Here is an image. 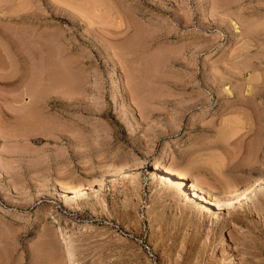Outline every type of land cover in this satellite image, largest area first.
Segmentation results:
<instances>
[{"label": "rangeland", "instance_id": "1", "mask_svg": "<svg viewBox=\"0 0 264 264\" xmlns=\"http://www.w3.org/2000/svg\"><path fill=\"white\" fill-rule=\"evenodd\" d=\"M0 264H264V0H0Z\"/></svg>", "mask_w": 264, "mask_h": 264}, {"label": "bare ground", "instance_id": "2", "mask_svg": "<svg viewBox=\"0 0 264 264\" xmlns=\"http://www.w3.org/2000/svg\"><path fill=\"white\" fill-rule=\"evenodd\" d=\"M13 1V0H10ZM22 2V1H21ZM19 11V10H18ZM50 71V70H49ZM53 75V74H52ZM54 80V79H53ZM156 169H160L163 173H164V177L169 180L170 182H172L173 184H177L180 185L182 187V189L187 190V192L189 193V196H191L192 198H199L201 200H204L205 202L211 204V205H215L217 207H219V205L215 202L213 197L208 196L207 194H205L204 192H202L201 190H199L194 184L188 185V187H186L183 183V177H181L182 175L178 176L176 175L173 170L169 169V167L166 166H162L161 164H156L155 165ZM252 186V185H251ZM76 189V188H75ZM250 189V188H249ZM247 189V191L249 190ZM244 193H246L244 191ZM242 192V194H244Z\"/></svg>", "mask_w": 264, "mask_h": 264}]
</instances>
